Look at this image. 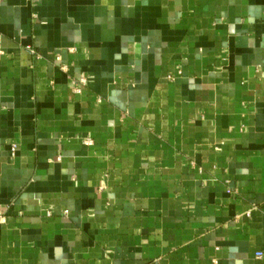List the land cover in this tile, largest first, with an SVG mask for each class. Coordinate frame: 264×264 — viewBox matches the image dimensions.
I'll return each instance as SVG.
<instances>
[{"label": "crops", "instance_id": "obj_1", "mask_svg": "<svg viewBox=\"0 0 264 264\" xmlns=\"http://www.w3.org/2000/svg\"><path fill=\"white\" fill-rule=\"evenodd\" d=\"M258 250L264 0H0V264Z\"/></svg>", "mask_w": 264, "mask_h": 264}, {"label": "built area", "instance_id": "obj_2", "mask_svg": "<svg viewBox=\"0 0 264 264\" xmlns=\"http://www.w3.org/2000/svg\"><path fill=\"white\" fill-rule=\"evenodd\" d=\"M81 83H85L86 82V80L85 79H80L79 80ZM73 83L74 84H76V80H73ZM76 90H79V88H76ZM64 213H68V210H64ZM263 251L262 250H258L257 252H256V258H258V259H261V258H263Z\"/></svg>", "mask_w": 264, "mask_h": 264}]
</instances>
